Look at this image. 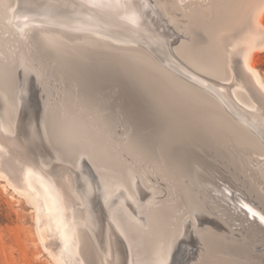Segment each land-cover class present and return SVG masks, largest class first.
I'll return each mask as SVG.
<instances>
[{
	"label": "bare ground",
	"instance_id": "obj_1",
	"mask_svg": "<svg viewBox=\"0 0 264 264\" xmlns=\"http://www.w3.org/2000/svg\"><path fill=\"white\" fill-rule=\"evenodd\" d=\"M156 1L157 4L154 0H0V37H6L0 38V179H3L5 185L8 187L10 186L12 191L16 192L18 196H22L24 200H26V204H30L33 211V220L38 239L56 264H154L155 262L157 264H164L167 262L169 253L173 248L174 242L177 241V237L181 232H184L182 231L184 230L183 225L185 226V224L189 222L185 221V218L192 219V223H194L197 217H200L202 213V217L205 216L202 206V199L204 197V199L207 198L206 200H208V198L211 199L209 202L211 203L212 210L218 205L221 206L220 201H222V206L224 203L226 205L225 207L223 206V209L225 208L227 217L233 214V212H231V209H233L234 212H239L240 215L244 214L245 217L242 220L250 223L249 225L247 223L248 228L243 231L245 236L237 238L230 230H227L226 222H223L224 220H219L221 216L223 217V213L220 210V216V211H218L217 214H219L220 217L219 219L217 218L218 220L216 219V221L223 223L218 224L219 222H213L215 227H211V234L209 233L205 236V241L211 248V257L213 253L218 251L244 257L245 252L248 250L249 253H251L252 248L256 245L260 246V250L264 252V194L262 195L259 193L255 186L258 183H251L252 179H250L251 182L248 184V188L244 187L246 186L248 174L246 172V180L243 178L240 179L237 176L238 173L236 170L240 168L239 165L236 164L237 162H235L237 167H231V171L229 167H220L219 165L215 167L213 164H211L210 167H204L202 161H200L201 164L198 161L195 162L191 160V158L189 159L188 156L183 154L182 150L175 142L172 143L170 139L163 137L158 130L152 127L150 128L149 125L135 116L133 114V110H137L135 105L120 100L109 87L103 88L98 94L95 92L96 95H94V97L92 96L93 98L87 94V90L83 102L92 104L88 106H92L90 108H93L92 110L99 114V118H107L105 120L107 125L101 126V131L107 132L109 128L107 126L112 127L120 125L128 132L124 146L131 156L132 163H130L129 167H124L127 163L119 159L118 156L115 157V155H113V161L119 165V174L111 177L104 176L105 174L101 176V178L103 177L102 180L106 197L110 196L113 191L118 190L117 193L119 192V199L116 205H114L113 208H109L110 214H107L101 207L100 202L102 201L97 196L96 185L91 181V175L88 177L87 174L81 171L79 164L80 154H75L76 156L72 159H69V156L66 157L64 153L65 149L57 143L55 137L47 130L48 125L44 123V119L53 117V112L48 114V109L41 118L36 115L39 119V122L37 121L38 123H36L34 117L26 110L28 107L25 109L24 106L26 105L24 103V97L25 90L28 87V81L23 78L22 81L18 82L12 78L13 76H9L13 69L15 55L19 50H22L27 55L28 53H34L38 57L43 58L47 62V65H49V71H54L56 69L54 57L58 52L54 46L55 40H58L57 38L70 40L74 37L67 33H57L48 27L42 26L57 25L65 29L83 32L84 34H81L79 38L86 41L89 46L97 45V48L98 45L103 48H109L111 42L121 46L126 43L138 44L143 47L151 45L154 47L167 48L168 55L165 57V62L172 69L201 85H205L207 89L212 90L209 81H207L204 76L194 71V69L198 70L199 68L200 70L203 69V72L204 70L207 71L205 73H211L212 68V70L214 69L213 72H215V69H219L217 72L222 73L223 69H227L225 67L222 68L223 64H221V67L219 65L220 60L223 61L225 58L223 57L222 59L224 49L222 53L219 49L215 51V55H213L215 60H213V62H215L216 65H212L214 63H211V32L209 35L210 40L207 39L205 42L196 35L194 29L196 18L200 11H204L205 15L208 16V20L211 22V0L205 1V5L210 3L207 6H203V2L200 4L197 2L194 7L192 6L193 8H189V11L187 8L186 13H179L178 8L180 7H177L175 0ZM187 1L184 2L185 6H183L184 3L182 4L184 9L188 3ZM189 1H194L195 3L196 0ZM190 4L188 3L187 6ZM186 10H184V12ZM241 10L243 11L244 8ZM263 12L264 1L262 4H257L256 8L251 11V15H248L251 16L249 18L252 21L251 31L253 34L264 35V25L262 22ZM164 14H167L171 18H169L170 20L176 21L175 23H177L178 20L179 22L181 21L185 32L190 34L189 41L182 42L181 44L179 43L180 45L175 47L173 46V49L176 48L179 56H182L184 59H181V61L185 65L173 58L172 49L169 47V41L177 36L179 32L174 29L169 23V19H167ZM224 25L226 28V25L229 24H223L220 32L224 28ZM228 31L229 30H227V32ZM181 38H183V36L180 37V39ZM248 38H242L246 39V41L243 40L244 45L238 47V58H233L236 65V75H234L236 76L234 77L235 81H233V83H224L225 81L218 82L217 86L214 87L216 90H214L213 93L216 98L211 102L210 112H206L208 115L206 117L211 120V150H213V148L221 142L220 140L224 138L225 140L227 139V141H231V146L234 150L243 144H247L257 152H264V79L253 64L254 52L257 50L259 51L260 48H264V45L258 43V40L255 42L254 40L250 41L251 38L248 40ZM12 39L16 40L20 45L17 47H20L19 50L16 48L17 45H13ZM180 39L178 40L181 41L182 39ZM224 42H227V40H224ZM240 43H238L237 46H239ZM87 54L89 55L90 53L87 52ZM223 54H226V52ZM231 58L232 57H230V60ZM84 59L86 58L84 57ZM222 61L221 63H224ZM226 62L227 60L225 63ZM17 64L18 63H16V66ZM74 64L76 65V63ZM65 66H67V64ZM228 67L231 68V66ZM28 70L30 71V69ZM31 74L33 73H29V75ZM228 74L229 72L226 75ZM33 77H35V73ZM59 78H61V76ZM35 82L33 84L34 86ZM44 83V85H46L47 82ZM60 85L61 83H59V86ZM43 90L41 91L43 92ZM66 90L64 89V91ZM39 94L41 93L39 92L36 96H39ZM43 98L46 97L43 96ZM41 99L40 102L42 103ZM41 103L40 105H43ZM53 107H55V105ZM89 107H87V109ZM70 128L71 131L67 136L69 138L67 147L73 151V149H75L74 145L76 144H72V134H78L79 137L84 139L83 137L86 136L87 129H85L84 124L78 120L74 121L73 126L70 125ZM87 134H90V132ZM93 135L94 134H90L91 137H88L91 139ZM122 136L120 137L122 138ZM85 141L86 140H84L83 143ZM105 145H95L94 148L95 150L99 149V151L102 148L101 150L104 152L106 148ZM187 154L189 155V152H187ZM224 155H227V153L219 154L218 158H225ZM244 159L246 160V158ZM237 160L239 161V159ZM142 161L146 164L162 166L155 168L158 170L157 172H159L158 176L165 179L168 183L166 190L171 201L168 203L166 202L162 207L160 206L155 214L159 217L158 219H160L159 223L161 222V225L159 224V226H157V230L159 229L158 231H160L158 234L160 235H156L154 238L144 237L143 247H137L135 249L132 242L126 240V235L124 234L127 233L123 234L121 231L114 217V209H117V205L119 204L118 208H124L125 213H127L132 222L134 216H136L134 215L136 211L133 214L132 212L130 213L128 211L130 209L128 205L132 204L136 210L141 208L139 207L140 205L138 206V199H140L139 195L143 193L141 184L143 182H145V184L147 183L144 189L145 187L148 188L152 196L162 191V189L160 191L158 186H155L153 182H149L150 180L148 181L145 179V176L142 179V183H138V176L143 175H140L141 170L138 166V162ZM70 162H72V164ZM116 163L114 164L117 165ZM262 164L264 163L262 162ZM147 169L148 168H146V170ZM124 170L125 172L127 171L126 174L122 173ZM216 172L220 173L219 176L223 175L224 178L221 176L224 179L223 182L217 180L218 173ZM229 176L235 180L237 185L246 189L248 194L247 197L241 194H235L234 189L236 186H233L226 180ZM221 177L218 178L221 179ZM262 182L263 181H261V183ZM260 184H258V187ZM262 185L263 183L261 186ZM250 194L254 195L256 203L252 202L253 199L251 200ZM112 195L116 197L115 194ZM158 195L159 194H157V196ZM163 196L160 198H163ZM93 198H95L96 203L91 205V199ZM151 199L149 200L153 201ZM143 202L145 203L146 201ZM144 203L141 204V206L144 205ZM146 204L148 205L150 203ZM153 204L156 205L157 203L155 204V202H153ZM206 206L208 207L207 204ZM154 207L155 206H153V208ZM220 208H218V210ZM118 212H120V210H118ZM143 213L144 212H142V214ZM210 215L211 214L208 216L209 218L212 217V215ZM124 216L123 214L122 217ZM143 216L144 215H142V217ZM131 217H133V219ZM224 217H226V215ZM213 218L215 219V217ZM183 220L187 223H183ZM137 222L139 223V221ZM190 224H187L189 228L192 225ZM231 224L234 225L235 223ZM244 224L246 226V223ZM141 225L143 224L141 223ZM143 226L141 227L143 228ZM234 226H231L232 229ZM189 228L186 227L185 229L190 231L191 229ZM196 228L197 229L194 228L193 230L197 231L200 229V227L197 226ZM234 229H236V227H234ZM134 236L137 237L136 235ZM193 240H195L194 237ZM133 243L135 244V242ZM190 248V245L185 246L184 251L188 252ZM150 256H154L153 260ZM241 259L242 258H240V260ZM221 260L224 261L225 259L221 258ZM242 260L238 262L229 261L226 262V264H244ZM213 262H215V260L211 258V264H214ZM201 264H209V262L203 259Z\"/></svg>",
	"mask_w": 264,
	"mask_h": 264
},
{
	"label": "rangeland",
	"instance_id": "obj_2",
	"mask_svg": "<svg viewBox=\"0 0 264 264\" xmlns=\"http://www.w3.org/2000/svg\"><path fill=\"white\" fill-rule=\"evenodd\" d=\"M154 1H155V3L157 2L156 0H154ZM185 1H187V0H175V4L177 5V7H180V8H178L179 13L180 12L186 13L187 10L189 11L190 7L193 8L197 2L199 4L203 2L202 3L203 6H207L210 4L209 2H206L209 4L205 5V1H208V0H200V1L196 0L195 3L192 0H191L192 2H190L188 0L187 2L189 4L192 3L193 5L190 4L187 6V4H188L187 3L186 8L184 9L183 6H185V3H184ZM210 2H211V22H210V20H208V16L205 15L204 11H200L199 15L196 18L197 20H196L195 28H194L195 33L202 41L206 42L207 39L210 40L209 35L211 32V63H214L212 65H216L215 62H213V60H215L213 57V55H215V51H217L219 49V51L222 53L223 49H224V52H226V54H223L224 53L223 52L222 53L223 56L222 55L221 56H222V59H223V57H225V58L223 59V61L220 60L219 65L221 67L222 66L221 64H223L222 68L225 67L227 69L222 70V68H221L223 74L221 72H217V70L219 71V69H217V70L215 69V72H213L214 69L212 70V68H211V73L210 72H208L209 74L205 73V72H207L205 70H204V73L208 74L209 77H211V75H216V78H220V76H221L222 81H225L224 83H229V82L233 83V81H235L234 77H236V76H234V75H236V73H235L236 72V65H235L234 59L238 58V56H239V54L237 53L238 49H239L238 47H241V45H244L243 40L246 41V39H242V38L250 37L251 38L250 41L254 40L256 42L261 36V35H258L256 33L255 34L252 33V31H251L252 30L251 29L252 28L251 27L252 21L249 18L251 16H248L251 13V11L256 8L258 0H211ZM182 4H183V6H182ZM181 6L183 7L184 10H186L187 8L188 9L184 12V10L182 9ZM198 6H200V5H198ZM242 8H244L243 11L241 10ZM164 15L167 19L170 18L167 14H164ZM170 19H169V23L174 27V29L177 32H179L177 37L180 35L178 38L173 37V39L176 40V41L174 40L175 42H174L173 46L175 47L177 45H180L182 42L189 41V38H190L189 35L190 34L185 32L181 21L179 22V20H178L177 23H175L176 21L170 20ZM262 22L264 25V12L262 15ZM223 24H229V25H226V28L224 25V28L220 32ZM227 30H229V31L227 32ZM184 32H185V34H184ZM226 34H228V35H226ZM182 36H183V38H181V39L183 41L180 39V37H182ZM0 38H6V37L2 36ZM250 38H248V40ZM178 39H180L181 41H179ZM184 39H186V40H184ZM224 40H227V42H224ZM11 41L13 42V45H15V46L17 45L16 48L18 46H20L16 40L12 39ZM177 41H179V42H177ZM238 43H240L239 46H237ZM19 48H17V49L19 50ZM226 49H228V50H226ZM236 49H237V51H236ZM257 49H259V48H257ZM23 53L24 52L22 50L17 51V53L15 55V60L13 63V69H12V72L9 74V76H11V77L13 76L12 78L17 80L18 82L22 81L23 78H25L28 81V87L25 90V98H26L24 101V103L26 104V105H24L25 109H26V107H28L26 110L34 117V121L36 123L39 122L38 121L39 119L37 118V116L40 118L43 117V114L46 110L49 109L47 111L48 114L53 112V117L48 118V119L47 118L44 119V123L48 125L47 130L52 134L53 137H55V140H57V143L62 148L65 149L64 153H65L66 157L69 156V159L74 158L77 155V153H79L80 154L79 161L81 162L84 160V158H86L84 156V154L87 156L88 163L91 165V167L96 172L97 177H98V179H97L98 182L97 181L96 182L99 183V186L96 184H94V185H96V187L99 191H101V190L104 191L105 187L103 185V180H102L103 177L101 178V176L105 174L104 176L111 177V176L119 174V169H118L119 165H118V163L113 161L114 159L112 158V156L113 155H115V157L118 156L119 159L126 162L127 164L124 167H129L130 163H132L131 156L129 155L128 150L124 146L128 132L123 126H120V125L119 126H112V127L107 126V127H109L108 131L106 129L107 132L101 131L102 130L101 126H105V124L107 125V123L105 121L107 118H105V119L99 118L98 117L99 114L94 112L92 110L93 108L92 109L90 108L92 106H90V107L88 106V105H92V104H86L85 102H83V100H85V94L87 93V90H88L87 94H89L91 96V98H93L94 95H96L95 92H97V94H98L103 88L109 87L112 91L114 90L113 92H115L116 96L118 98H120V100L124 101L123 98L127 95V93L130 92V90H126L125 88H131V86L127 85L128 86L127 87L126 85L118 83L116 76H114L115 73L112 72L110 62H108L104 59L99 60L97 63H94V65L92 66V64L90 62H87V60L84 59L85 56L81 55V57L79 58L78 61L67 60L61 66H56V69L54 70L55 71L54 72L53 70H51V71L48 70L49 65H47V62L43 58L38 57L34 53H28V55L25 53L23 54ZM233 53H235L236 56ZM225 55H227V56H225ZM229 55H231V56H229ZM180 57H181V59H183L182 56H180ZM230 57H232L231 60H230ZM226 60H227V62H226L227 64L225 63ZM221 61L224 63H221ZM16 63H18L17 66H16ZM68 63H69V66H68ZM74 63H76V65ZM66 64L68 67L65 66ZM225 64L227 67L225 66ZM253 64L264 79V48H260L259 51L257 50L254 52ZM37 65H39V66H37ZM73 65L75 66V69H74V72L72 73V72H70V68ZM228 66H231V68ZM232 66H234V67H232ZM28 69H30V71ZM201 71L203 72V69H201ZM38 72H40V73H38ZM228 72H229V74H228L229 76L226 75ZM29 73H33V74L29 75ZM34 73H35L36 78L33 77ZM99 73L101 74V76ZM220 73H221V75H220ZM27 74H28V76H27ZM231 75H232V78H231ZM60 76H61V78H59ZM118 76H119V79L121 80L122 79L121 75L118 74ZM223 76H226V77H223ZM122 77H123V79H127V80L129 79L125 74H122ZM106 78H108V79H106ZM223 78H224V80H223ZM57 79H58V81L60 79V81L58 82ZM48 81H50V82H48ZM106 81H107V83H106ZM34 82H35V86L38 89L33 85ZM44 82H47L46 85H44L45 84ZM36 83L38 86L36 85ZM59 83H61L60 86H59ZM104 83H105V86H104ZM115 83H116V85H115ZM53 84H54V86H53ZM56 86H59V87H56ZM42 87L44 88V90ZM73 87H75V88H73ZM148 87L150 88L149 93H148L149 95L144 93V92L148 91ZM52 88H53V90H52ZM56 88L57 89L59 88V89L57 90ZM60 88H62V89H60ZM64 89L65 90L67 89V90L64 91ZM138 89L144 96H147L146 97L147 99L146 100L143 99V100L146 102V104L148 106V107L147 106L145 107L146 112L148 113V115L150 113V115L148 116L149 121H150V125H149L150 128L152 127L155 130H158L162 134L163 137L170 139L172 143L175 142L180 147L183 154L188 156L189 159L191 158V160H193L195 162L202 161V163H204V164H202L201 162L200 163L204 167H207V166L210 167L211 164H213L215 167H218V165L220 167H229V170L231 171L232 170L231 167H237L236 164H238L240 168H238L239 170H236L238 173L237 176L240 179L243 178L245 180L248 176V179L246 180V186H244V187L248 188V184L251 182L250 179H252L251 183H253V184H255V183L260 184L261 181H263L262 186H261L262 183L259 185V187H258V184H256L255 186H256V188L260 194H262V195L264 194V179H263V177H264V164H262V162L264 163V152H257L256 150H253L252 148H250L251 146L247 145V144H243L234 150V149H232L231 141L230 140L227 141V139L225 140L224 138H222L220 140L221 141L219 143L220 145L218 144L215 148H213V150H211V125H210L211 120H209V118L206 117V116H208L206 114V112H210V110H203V109H199L196 107L193 108L192 105H189L188 103H185L184 101H181V100H180L181 101L180 102L177 98H175L171 95L164 94V93L162 94V93H159L157 91H154L152 89V84L150 83V81L147 82V81H145V79H141ZM41 90H43V92ZM123 91H125V92H123ZM39 92L41 93V94H39V96L41 95L40 97L36 96V95H38ZM83 92H84V94H83ZM42 94L46 98H43ZM55 95H58V96H55ZM38 97H39V99H38ZM48 98H51V99H48ZM40 99H41L42 103L40 102ZM155 99L158 102L160 108L154 106V105H156L155 103H157V102H153ZM50 101H52V102H50ZM40 103L43 105H40ZM54 105H55V107H53ZM163 105H166V106H163ZM41 106H42V108H41ZM43 106H45V107H43ZM78 106H80V107H78ZM87 107H89V108L87 109ZM41 110L43 111V113ZM38 112H39V114H38ZM76 120H78L82 124H84V128L87 129V133L90 132L91 135L92 134H94V135L90 139L89 138V137H91L90 134L86 133V136L83 137L84 139H82L81 137L78 136V134H72V136H73L72 142L73 143L72 142L71 143L76 144V145H74L75 149H73V151H72L71 149H69L67 147V145L69 144V140H68L69 138L67 136H68L69 132L71 131L70 125L73 126V123ZM206 124H207V126H206ZM115 128L118 130H116ZM122 134H123V136H122ZM120 136H122V138ZM88 138H89V140H88ZM84 140H86V141L83 143ZM105 143H106V145H105ZM99 144L105 145V147H106L104 150L105 153L101 150L102 148L100 149V151H99V149L95 150V148H94L95 145L98 146ZM248 146H249V148H248ZM194 148H197V149H194ZM106 149H108V150H106ZM94 150H95V152H94ZM251 150L253 153L251 152ZM187 152H189V155L187 154ZM193 152H194V154H193ZM226 153H227V155H224L225 158H222V159L218 158L219 154H226ZM194 155H196V156H194ZM203 156H204V158H203ZM193 157H194V159H193ZM202 158H203V160H202ZM244 158H246V160ZM198 159H200V160H198ZM216 159H218V160H216ZM237 159H239V161ZM193 161H192V163L194 164ZM212 161H213V163H212ZM235 162H237V163L235 164ZM70 163L72 164V162H70ZM114 163H116L118 166L115 165ZM138 163H139L138 166L141 170L140 175L143 174L141 176H138V178H137L139 181L138 183L141 184L142 179L145 176V179H147L148 181L150 180L149 182H153L155 184V186L157 185L158 188L160 189V191L162 189L163 193H162V191L157 193V194H159L158 195L159 198H158L156 193H155V196L154 195L152 196L151 192L149 193L150 190L148 188L145 187L146 190L144 189V186H146L147 183L145 184V182H143L141 184V190L143 191V193L141 195H139L140 199H138L140 201V202L138 201V203H139L138 206L140 205L139 207H141L143 209H141V208H139L138 210L135 209L136 210V212H135V211H132L130 208V207H132V205L131 204L128 205V207L130 208L128 211L130 213L132 212V214L134 212L136 213V214L134 213V215H136V216L133 215L135 221L132 220V222H131V219L129 218V216L127 215V213H125V209L124 208H120V209L118 208L119 204L117 205V209H114L115 219L117 220L119 226L122 225V228L124 227L123 228V234L127 233V234H124V235H126L125 236L126 240L128 242L129 241L132 242V245H133V247L135 246L134 247L135 249L137 247L138 248L143 247L142 245H143L144 237L154 238V237H156V235L157 236L160 235V234H158L160 231H158L159 229L157 230V226H159V224L161 225V222L159 223L160 219H158L159 217H157V215H155V214H156V211L159 210L160 206L162 207L166 202L168 203L171 201L169 199L170 197L168 196V193L166 190L168 183L165 181V179H162L161 177L158 176L159 172H157L158 170L155 168V167H162V166L161 165H152V164H148V163H147L148 164L147 165L143 161L138 162ZM214 166H212V167H214ZM80 167H81V171L84 174H87V176L89 177L90 174L88 173V168H85L82 165ZM105 167H106V169H105ZM146 168H148V169L146 170ZM102 169L104 171H102ZM126 172H125V170L122 171L123 174H126ZM246 172L248 174L247 176H246ZM216 173H218V172H216ZM219 175H220V173H218V175H217L219 178L221 176L223 177V175H221V176H219ZM252 175H253V177H252ZM254 175L255 176L257 175V176L255 177ZM249 176H250V178H249ZM90 177H91L92 182H94L96 180V179H94V177H92V176H90ZM218 177H217V180H219V182H223L224 177L223 178L221 177V179H219ZM148 178H150V179H148ZM229 179H231L232 181ZM226 180H228L230 182V184H232L233 186H236V188L234 187L235 188L234 189L235 194H237V195L241 194L242 196L247 197L248 194H247L245 188L241 187L240 185H237L235 180L230 178V176ZM98 190H96V191L99 192ZM117 191L118 190H116L112 193V194H115L116 197H114L113 195L107 196L108 201H109V203H108L109 208H113L119 199V195H118L119 192L117 193ZM162 196H163V198H160ZM152 197L155 199H153ZM263 197H264V195H263ZM204 198L203 199L201 198V199L203 200L202 206H203L205 216L202 217V214H203L202 213L200 217H197V220H195L194 223H192L193 220L190 218H185L186 219L185 221H187V222L189 221L188 223L183 220L184 221L183 223H187V224L191 223L193 226L190 224L191 226L189 228V226L187 224H185V226L183 225L184 230H182V231H184V232H181L180 235L177 237V241L174 242L173 248H172L171 252L169 253L167 262L164 264H201V261L203 259H206L209 262V264H211V258H212V260H215V262H213L214 264H226V262H229V261H235V262L237 261L238 262V261H241L242 259H243L242 263H244V264H249V263L250 264H256V263L264 264V258H263L264 256L261 253L260 246H257V245L252 248L251 253H249V251L247 250L245 252L244 257L237 256V254H231L230 255L227 252L225 253L224 251L215 252V253H213V256L211 257V248L206 243L205 236L208 235L209 233L211 234V227L212 228L215 227V224L213 222H215V223L219 222L218 224H222L223 222H226L225 224H227L226 225L228 228L227 230H230L234 235H236L235 237H237V238H241L242 236H245L243 231L248 228V225L250 223L242 220L245 217L244 214L240 215L239 212L236 213V211L234 212L233 209H231V212H233V214L231 216L227 217L226 210H225V208L223 209V206L225 207L226 205L224 203V205L222 206V204H223L222 201H220L221 206L218 205L217 207H214L213 208L214 211H213L211 209V203L209 202V201H211V199L208 198V200H206L207 198L206 199H204ZM250 198H251V200L253 199L252 202L256 203V200L254 199V195H251ZM149 199H151L153 201H150ZM91 200L93 201V202L91 201V205H94L96 203L95 198H93ZM154 200H156V201H154ZM141 201L142 202L146 201V202L145 203L143 202L144 205L141 206V204H143ZM204 201H205V205H204ZM153 202H155V204L156 203L157 204L154 205ZM26 203H27L26 200H24V198L22 196H20V195L18 196V194H16V192L12 191L10 186L8 187L5 185V182L3 179H0V264H56L52 260V258L49 256V254L46 252L47 250L42 246L41 242L38 239L37 233L35 231L36 230L35 229V223L33 220V211H32L30 204L28 203L29 204V206H28V204H26ZM146 203H150V204L147 205ZM159 203H161V204H159ZM206 204L208 205V207L210 204V207L208 208L206 206ZM149 205H151V206H149ZM143 206H145V207H143ZM153 206H155V207L153 208ZM218 208H220V209L218 210ZM118 210H120V212H118ZM220 210L223 213V217L220 214L221 213ZM218 211H220L219 214L221 217L219 216V214H217ZM117 212H118V214H117ZM142 212H144V213L142 214ZM207 213H209L211 215L213 213L214 214L212 215V217L209 218L208 217L209 214H207ZM123 214L125 215L124 217H122ZM137 214H138V217H137ZM139 214H140V216H139ZM237 214H239V215H237ZM142 215H144V216L142 217ZM217 215H218V217H217ZM225 215H226V217H224ZM213 217H215V219ZM219 217H220V219H219ZM230 217H232L233 219ZM239 217L241 220L239 219ZM131 218L133 219V217H131ZM217 218L221 221H223V220L224 221L220 223V221H216ZM223 218H225L226 221ZM136 220L139 221V223ZM227 220H228V222H227ZM229 220H230V223H229ZM236 220H237V222H236ZM231 221H233V222H231ZM141 223L145 226L141 225ZM231 223H233V224L235 223L234 225H236V226L232 225ZM244 223H246L247 227L245 226ZM247 223H248V225H247ZM136 224H138V225H136ZM141 226H143V228ZM196 226L200 227V229H198L199 231L193 230L194 228L197 229ZM231 226L236 227V229H234V227L232 229ZM241 226H243V227H241ZM186 227L191 229V230L189 231L188 229H185ZM237 228H238V230H237ZM239 229L241 230V232ZM191 231H193V232H191ZM131 232H133V233H131ZM191 234H192V236H191ZM134 235H136L138 237V239ZM140 235H142V236H140ZM132 236H134V237H132ZM193 237L195 238V240H193ZM133 242H135V244H137V245H135ZM179 244H188L191 246L190 250L188 252H184L183 257H181V258L177 257L178 253H179L178 250L180 249ZM196 249H197V251H196ZM150 250H151V248H150ZM150 255H151V253H150ZM153 257L150 256V258L152 260H153ZM221 258H223L225 260L222 261ZM240 258H242V259L240 260ZM261 258H262V260H261ZM153 263H154V261H153ZM154 264H157V263L155 262Z\"/></svg>",
	"mask_w": 264,
	"mask_h": 264
},
{
	"label": "water",
	"instance_id": "obj_3",
	"mask_svg": "<svg viewBox=\"0 0 264 264\" xmlns=\"http://www.w3.org/2000/svg\"><path fill=\"white\" fill-rule=\"evenodd\" d=\"M263 1L264 0H259L257 4H262ZM42 26L48 27L57 33H67L74 36L70 40H64L60 38L55 40L54 46L58 52L54 57L56 66L62 65L67 60L78 61L81 55H84L87 62H90L92 65L101 59L110 62L112 72L115 73L114 76H116L118 83L131 86V88H125L126 90H130V92L123 98L124 102H130L135 105L137 110H133V114L139 117L147 125H150V121L148 118V113L145 110L147 104L143 100H146L147 96H144L138 89L141 79H145L147 82L150 81L154 91L171 95L177 98L179 101L181 100L185 103H188L189 105H192L193 108L196 107L203 110H211V102H213L216 98L215 94L213 93V91L216 90L214 87L217 86L218 82H224L221 78H216V75H211V77H209L201 70L194 69V71L201 74L207 79V81H209L212 88V90H209L205 87V85H201L180 74L165 62V57L168 55L167 48L154 47L151 45L143 47L138 44L126 43L122 44L121 46L114 42H111L109 48H103L99 45L97 48V45L89 46L86 41H83L81 38H79L81 34H84L83 32L65 29L57 25ZM174 40L175 39L172 38L169 41V47L172 49L171 52L173 54V58L183 63L177 52V49H173V44L176 41ZM257 42L264 45V35H261ZM87 52L90 54L88 55ZM74 69L75 66H72L70 68V72L73 73ZM118 74L121 75V80L119 79ZM122 74H125L129 79H123ZM149 90L150 88L148 87V91L144 93L148 94ZM24 99L26 98L24 97ZM153 102H157L156 99ZM155 104L156 107H159L158 102ZM84 156L86 158H84V160L81 162L79 161V164L80 166L82 165L85 168H88V173L94 177V179H96L94 183L99 186V183H97V174L88 163L87 156ZM102 171L104 170L102 169ZM104 192L105 191L102 190L97 192V196L102 201L100 204L104 212L108 214L109 201ZM130 208L132 211H136L133 205ZM120 228L123 232L124 227L122 228V225H120ZM185 246H188V244H179L180 249L178 250V258L183 257ZM261 253L264 255L263 251H261Z\"/></svg>",
	"mask_w": 264,
	"mask_h": 264
},
{
	"label": "snow or ice",
	"instance_id": "obj_4",
	"mask_svg": "<svg viewBox=\"0 0 264 264\" xmlns=\"http://www.w3.org/2000/svg\"><path fill=\"white\" fill-rule=\"evenodd\" d=\"M253 215H255V214H253Z\"/></svg>",
	"mask_w": 264,
	"mask_h": 264
}]
</instances>
